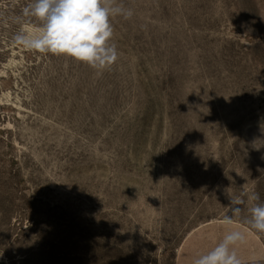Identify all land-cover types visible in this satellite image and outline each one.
<instances>
[{
    "label": "rangeland",
    "instance_id": "374dc122",
    "mask_svg": "<svg viewBox=\"0 0 264 264\" xmlns=\"http://www.w3.org/2000/svg\"><path fill=\"white\" fill-rule=\"evenodd\" d=\"M0 0V264H192L264 233L225 190L264 200V0H118L102 74L15 43L40 24Z\"/></svg>",
    "mask_w": 264,
    "mask_h": 264
},
{
    "label": "clouds",
    "instance_id": "9594fccd",
    "mask_svg": "<svg viewBox=\"0 0 264 264\" xmlns=\"http://www.w3.org/2000/svg\"><path fill=\"white\" fill-rule=\"evenodd\" d=\"M23 15L35 18L40 26L35 33H18L15 43L28 50L71 57L100 75L118 60L117 47L110 43L114 35L111 19H130L134 11L118 0H30ZM225 195L230 214L223 218L224 224L231 225L251 201L245 223L251 230L264 233V200L258 193L242 191L234 196L225 190ZM244 239L243 232L230 230L192 264H244L235 249Z\"/></svg>",
    "mask_w": 264,
    "mask_h": 264
}]
</instances>
